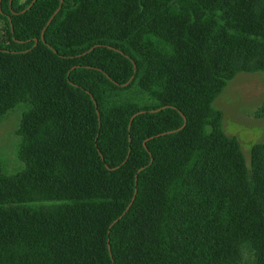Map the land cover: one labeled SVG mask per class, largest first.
Masks as SVG:
<instances>
[{
  "label": "trees",
  "instance_id": "obj_1",
  "mask_svg": "<svg viewBox=\"0 0 264 264\" xmlns=\"http://www.w3.org/2000/svg\"><path fill=\"white\" fill-rule=\"evenodd\" d=\"M32 1L0 0V264H264V142L250 172L213 106L264 0Z\"/></svg>",
  "mask_w": 264,
  "mask_h": 264
},
{
  "label": "rangeland",
  "instance_id": "obj_2",
  "mask_svg": "<svg viewBox=\"0 0 264 264\" xmlns=\"http://www.w3.org/2000/svg\"><path fill=\"white\" fill-rule=\"evenodd\" d=\"M25 1L27 0H22ZM2 30L4 24L0 22V42L6 41L3 39L4 34H1ZM131 93V100L139 105L156 101L149 93H144L137 84L132 88ZM263 98L264 72L242 71L228 82L213 102V106L222 111V124L226 133L236 136L240 141L250 172H252L251 148L255 143L264 142V117H258L256 114ZM21 116L22 108L17 107L0 118L1 156L15 157V148L19 139L16 132L20 126ZM252 261L253 255L247 252L241 264H252Z\"/></svg>",
  "mask_w": 264,
  "mask_h": 264
},
{
  "label": "water",
  "instance_id": "obj_3",
  "mask_svg": "<svg viewBox=\"0 0 264 264\" xmlns=\"http://www.w3.org/2000/svg\"><path fill=\"white\" fill-rule=\"evenodd\" d=\"M35 2V0H33L32 2H31V4L29 5V7L33 4ZM61 2H62V0H61ZM60 7H61V5L59 6V8L55 11V13L52 15V17L49 19V21L48 22H50L51 20H52V18L54 17V15L57 13V11L60 9ZM44 31H45V28H44V30L42 31V35H44ZM43 37V36H42ZM44 39V38H43ZM36 41H37V39H36ZM95 46H93V47H91V49H93ZM90 49V50H91Z\"/></svg>",
  "mask_w": 264,
  "mask_h": 264
},
{
  "label": "crops",
  "instance_id": "obj_4",
  "mask_svg": "<svg viewBox=\"0 0 264 264\" xmlns=\"http://www.w3.org/2000/svg\"><path fill=\"white\" fill-rule=\"evenodd\" d=\"M22 1V0H21Z\"/></svg>",
  "mask_w": 264,
  "mask_h": 264
}]
</instances>
